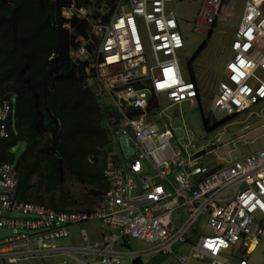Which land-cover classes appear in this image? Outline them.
I'll list each match as a JSON object with an SVG mask.
<instances>
[{
  "label": "built area",
  "instance_id": "built-area-1",
  "mask_svg": "<svg viewBox=\"0 0 264 264\" xmlns=\"http://www.w3.org/2000/svg\"><path fill=\"white\" fill-rule=\"evenodd\" d=\"M172 1L118 0L96 17L91 5L62 9V26L71 33V22L88 25L86 33L74 39L69 57L83 69L85 85L97 96L114 149L104 169L108 187L94 209L55 210L18 198L15 163L0 161V261L14 264L80 253L99 264H117L125 256L152 252L170 254L178 264H190L192 258L207 264H247V255L264 245V146L209 173L191 152L184 159L182 149L172 144V128L154 119L162 100L194 102L199 97L198 82L186 78L181 68L185 39L175 12L168 8ZM241 1L230 56L214 96L215 109L226 115L264 101V0ZM236 2L204 0L199 17L207 25L230 20ZM13 114V98L0 99V139L10 136ZM121 136L134 149L126 164L120 162ZM93 219L106 226L98 241L90 242L83 228L79 236L87 244H56L71 235L72 225ZM129 238L150 247L121 249L119 244ZM183 243L189 245L188 252L177 254L174 247ZM227 253L233 258L229 263L221 260Z\"/></svg>",
  "mask_w": 264,
  "mask_h": 264
},
{
  "label": "trees",
  "instance_id": "trees-1",
  "mask_svg": "<svg viewBox=\"0 0 264 264\" xmlns=\"http://www.w3.org/2000/svg\"><path fill=\"white\" fill-rule=\"evenodd\" d=\"M102 1L118 0H0V99L15 98L11 134L0 139V161L15 163L19 198L55 210L70 204L62 189L68 181L100 200L108 187L109 136L94 90L69 57L74 39L88 25L71 22V33L61 15L72 3ZM19 142L24 148L17 155L13 149Z\"/></svg>",
  "mask_w": 264,
  "mask_h": 264
},
{
  "label": "rangeland",
  "instance_id": "rangeland-1",
  "mask_svg": "<svg viewBox=\"0 0 264 264\" xmlns=\"http://www.w3.org/2000/svg\"><path fill=\"white\" fill-rule=\"evenodd\" d=\"M191 1L192 6L194 7L200 0ZM91 6L93 8V12H106L112 6V2L106 4L105 1H102L99 4H94ZM241 9V4H239L236 12L234 11L233 16L230 20H219V22L215 24L216 27L211 31V36H209V34L207 33L208 30H205L204 28L199 29L203 33L195 31L194 19L181 22L180 29L185 39V45L183 50L180 52V64L183 75L186 78H191L190 76L192 75L198 82L199 87L197 91L199 93V97L194 102L187 100L180 103H170L166 100H162L161 104H159L160 109L154 110L157 114L154 118L156 122L158 123V121H160L161 125L163 123H167L172 128L174 133L172 144L182 149L184 159H189L186 154L191 152L193 155H195V157H197L199 165L205 167L209 171L217 167V165L233 162L245 156L246 154L253 152L254 150L258 149V147L260 148V146L264 143V141L246 142L247 140L243 136L237 137L235 139L231 134V136L233 137L232 143L227 141L228 144H217L215 148H212L209 151H205L198 156H196L195 154L203 148H206L208 145L216 143L218 139L217 132L207 133L205 131L203 127V116L208 110H215L214 96L217 93L218 81L223 75L224 63L230 56L229 43L230 39L232 38L234 27L237 25ZM13 101L15 103L14 97ZM261 105L263 107L259 109L257 108V112H261L262 114L264 112V102L261 103ZM251 109H254V106ZM251 109H249L248 111H250ZM232 115L233 114H228L226 116L228 118ZM248 123L249 122H247V120H241L234 123L231 128V131H233V135L235 134V131L241 129ZM222 133L229 132L223 131L219 134V136ZM251 134L252 136L254 134H264V125L254 130ZM23 148L24 144L22 142H19L13 150L18 155ZM109 151L110 154L114 151L112 146L108 148V152ZM120 162H122V160H120ZM62 189L65 190L69 195L68 200L70 204L66 206L67 210H91L94 209V207L100 201V199L97 198L94 193L88 194L87 191L83 189L81 184L76 182L72 183V181H68ZM184 214V210L181 209L180 219L184 217ZM98 224L106 229V226L103 225L98 219H93L82 224L72 225V227H70V230L73 237H67L70 240L68 241V243H74L73 241L75 240L80 244H87L88 242H84L81 240L79 236V230L85 228L90 237L91 231H96ZM198 224V229L202 231L201 229H204L202 220H199ZM68 239H60V241H57L56 243L63 244ZM129 242V246L121 247V249L125 250L127 248H130L141 250L145 248H143L144 243L137 239L129 238ZM257 252L258 249L252 254H256ZM145 257L146 255L143 254L141 255L140 259L144 261ZM86 258L87 260L81 263L77 261L73 256L63 253H56L52 255H45L43 257H34L27 260L25 259L24 261H19L14 264H99V262L93 261L92 256H88ZM88 260L91 261L88 262ZM221 260L229 263L232 261V255L229 253L223 254L221 256ZM133 261V256H125L117 264H134ZM190 264L202 263L191 260Z\"/></svg>",
  "mask_w": 264,
  "mask_h": 264
},
{
  "label": "crops",
  "instance_id": "crops-1",
  "mask_svg": "<svg viewBox=\"0 0 264 264\" xmlns=\"http://www.w3.org/2000/svg\"><path fill=\"white\" fill-rule=\"evenodd\" d=\"M238 1L239 0H237V2H236L237 3L236 9H237V7H238L239 4H241V7H242V4H243V1H241V0L239 2ZM202 5H201V0L198 1L196 3V6H194V7L192 6V1L191 0H174V1H172V2H170L168 4V8L171 9V10H173L175 12V14H176V16L178 18V21H179V28H180V25H181V22L182 21L184 22L185 20H193L194 19L195 20L194 30L197 31V32L203 33L202 31L199 30L200 28H203L202 25H201V23H200L201 19H203V18L199 17V11H200V8L202 7ZM236 9H235V11H236ZM242 9H241V12H242ZM240 15H241V13H240ZM240 15H239V18H240ZM218 22L219 21H216L215 24L218 23ZM198 24L200 25V28L197 30V29H195V26L198 25ZM237 25H238V22H237ZM237 25L234 27L233 34H234L235 30H236ZM215 27H216V25H214L213 29ZM233 34H232V36H233ZM229 54H230V52H229ZM263 102L264 101H262L261 103H263ZM261 103H259V104H261ZM247 111H245V112H247ZM259 113L261 114V112H259ZM254 130H256V129H254ZM254 130H252V131H250V132H248V133H246V134L243 135V137L247 140L246 142L263 141V140H259L260 139L259 138L260 135L254 134L252 136L251 133H253ZM228 142H231L232 143L233 140L228 141ZM228 142H226L224 144H228ZM262 146H264V143L260 147H262ZM222 165H224V164H222ZM222 165H217V167H215L213 169L215 170L216 168H218V167H220ZM175 174L172 173L170 175V179L171 180H174ZM104 230H105V228L103 226H101L100 224H98L96 231L95 230L94 231H91V235L89 237V241L90 242L98 241L100 239L101 232L104 231ZM79 232H80V230H79ZM71 236L73 237L72 232H71V235L69 237H71ZM192 237H195V232H193ZM65 239H68V238H63V240H65ZM133 239H137V238H133ZM137 240H139V239H137ZM57 241H60V239L57 240ZM68 241H70V240L68 239L63 244H59V243H56V244L59 245V246H68V245H71V244L81 245L79 242H77L75 240L73 241L74 243H72V242L68 243ZM139 241L143 242L142 240H139ZM143 243L145 244V245L143 244V248L144 247L145 248L144 249H141V250H145V249H148L150 247L149 244H147L145 242H143ZM129 244H130L129 239H127L124 242H121L119 244V246L120 247H124V246H129ZM127 249H129V250H138V249H130V248H127ZM127 249H125V250H127ZM257 249H258V252L256 254H252ZM174 250H175V252L177 254H183V253L188 252L189 245L187 243L179 244L176 247H174ZM263 251H264V245L263 244H259L252 252H250V254L247 255V264H264V258L262 257ZM58 255H60V254H58ZM145 255H146V257L144 258V261L140 259L141 255L138 256V257H133V258L134 259H140L141 262H142V264H164V263H168V264H178L176 262V260L174 259V257L172 255H170V254L148 252V253H145ZM74 258H76V260L79 261V262H81V263L82 262H85V260H87V258L85 256H82L80 253H77L76 255H74ZM24 260L25 259H21V260H18L17 262L24 261ZM191 260L198 261V262H200L202 264H207V261L206 260L204 262L203 261H199V260L194 259V258H192ZM89 261H91V260H88V262ZM93 261H97V260H94L93 259ZM232 261H233V258H232ZM0 264H6V263H4L3 261H0Z\"/></svg>",
  "mask_w": 264,
  "mask_h": 264
},
{
  "label": "flooded vegetation",
  "instance_id": "flooded-vegetation-1",
  "mask_svg": "<svg viewBox=\"0 0 264 264\" xmlns=\"http://www.w3.org/2000/svg\"><path fill=\"white\" fill-rule=\"evenodd\" d=\"M203 3L204 0H201V5ZM200 23L205 30H208L207 33L209 34V36H211L210 33L213 30L215 22L212 23L211 25H207L204 19H201ZM262 107L263 106L261 104H257L254 106V109H251L248 112L244 111L241 113L234 114V116L231 119H229V117L227 118L226 116L225 118L219 120L214 116V111L208 110L206 114L203 116V127L207 133L217 132L218 137L219 134L223 131L229 132L234 137L233 131H231L232 125L237 121H241V120H247V122H249L247 125L256 122L264 115V112L262 114L260 113L258 114L257 112V108L259 109ZM259 138H260L259 140L264 141V134L260 135Z\"/></svg>",
  "mask_w": 264,
  "mask_h": 264
},
{
  "label": "water",
  "instance_id": "water-1",
  "mask_svg": "<svg viewBox=\"0 0 264 264\" xmlns=\"http://www.w3.org/2000/svg\"><path fill=\"white\" fill-rule=\"evenodd\" d=\"M214 116L217 118V119H223L226 117L225 115V111H219L217 109L214 110ZM264 125V115L259 119L257 120L256 122L252 123V124H249L247 126H244L243 128L239 129L238 131L235 132L234 134V138H237V137H240V136H243L244 134L254 130V129H257L261 126ZM233 137L231 136V134L229 133H222L218 139H217V142L216 143H213V144H210L208 145L206 148H203L202 150L196 152V156L204 153L205 151H209L211 150L212 148H215L217 146V144H224L226 143L227 141L229 140H232ZM119 143L121 145H123V149H124V158L122 159V162L121 164H126L128 161H129V157L134 153V149L132 148V146L129 145V143L127 142V140L124 138V137H119ZM214 169H211L209 171V173L213 172ZM151 172V171H150ZM156 181L157 182H162V180H160L159 178H156Z\"/></svg>",
  "mask_w": 264,
  "mask_h": 264
},
{
  "label": "bare ground",
  "instance_id": "bare-ground-1",
  "mask_svg": "<svg viewBox=\"0 0 264 264\" xmlns=\"http://www.w3.org/2000/svg\"><path fill=\"white\" fill-rule=\"evenodd\" d=\"M73 4V3H72ZM76 6V5H75ZM82 7V6H81ZM83 7H86V6H83ZM97 14V13H96ZM77 24V23H76ZM74 27V29H75V25L73 26ZM88 28V27H87ZM87 28H86V30H87ZM13 97H11V99H12ZM225 115H226V113H225ZM18 187V186H17ZM16 195H17V192H16ZM18 197V196H17ZM19 198V197H18ZM21 199V198H20ZM24 200V199H23ZM25 201H28V200H25ZM31 202H33V201H31Z\"/></svg>",
  "mask_w": 264,
  "mask_h": 264
},
{
  "label": "snow or ice",
  "instance_id": "snow-or-ice-1",
  "mask_svg": "<svg viewBox=\"0 0 264 264\" xmlns=\"http://www.w3.org/2000/svg\"><path fill=\"white\" fill-rule=\"evenodd\" d=\"M159 87H164L165 85H163V84H160V85H158Z\"/></svg>",
  "mask_w": 264,
  "mask_h": 264
},
{
  "label": "clouds",
  "instance_id": "clouds-1",
  "mask_svg": "<svg viewBox=\"0 0 264 264\" xmlns=\"http://www.w3.org/2000/svg\"><path fill=\"white\" fill-rule=\"evenodd\" d=\"M15 112V111H14ZM234 115V114H233Z\"/></svg>",
  "mask_w": 264,
  "mask_h": 264
}]
</instances>
